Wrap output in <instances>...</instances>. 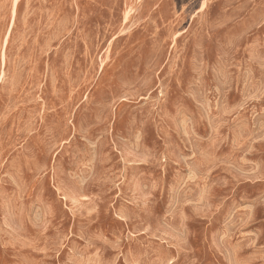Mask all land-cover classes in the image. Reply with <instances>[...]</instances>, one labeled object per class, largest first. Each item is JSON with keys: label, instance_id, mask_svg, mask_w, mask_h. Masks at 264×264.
Returning <instances> with one entry per match:
<instances>
[{"label": "rangeland", "instance_id": "1", "mask_svg": "<svg viewBox=\"0 0 264 264\" xmlns=\"http://www.w3.org/2000/svg\"><path fill=\"white\" fill-rule=\"evenodd\" d=\"M0 264H264V0H0Z\"/></svg>", "mask_w": 264, "mask_h": 264}]
</instances>
